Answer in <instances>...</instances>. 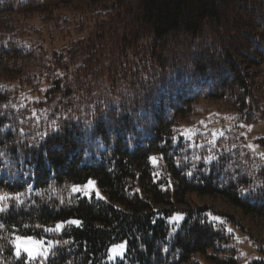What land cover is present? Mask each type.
I'll return each instance as SVG.
<instances>
[{
    "label": "trees",
    "instance_id": "obj_1",
    "mask_svg": "<svg viewBox=\"0 0 264 264\" xmlns=\"http://www.w3.org/2000/svg\"><path fill=\"white\" fill-rule=\"evenodd\" d=\"M77 15L94 20L91 32L47 49L40 27ZM0 29L3 72L28 93L48 84L42 101L0 85V194L10 205L0 264H39L16 257L17 235L61 241L43 264L239 262L233 236L209 219L217 210L195 197L264 221V159L198 147L177 127L203 104L245 123L264 117V0H0ZM91 179L106 200L73 192ZM175 212L185 218L173 231ZM71 218L81 224L48 231ZM120 242L124 257L107 263Z\"/></svg>",
    "mask_w": 264,
    "mask_h": 264
},
{
    "label": "rangeland",
    "instance_id": "obj_2",
    "mask_svg": "<svg viewBox=\"0 0 264 264\" xmlns=\"http://www.w3.org/2000/svg\"><path fill=\"white\" fill-rule=\"evenodd\" d=\"M72 18L73 21L69 23L59 22L57 24H48L44 27H40L41 36L47 49L65 50L72 41L85 37L91 32L94 25V20L92 18L85 15H77ZM2 32L3 29H0V34ZM0 85H6L8 87H16L18 85L20 91L30 100L42 101L46 99L47 83L43 84L42 90L35 89L28 93V91L32 89L29 84H21L20 80L11 79L3 72L1 67ZM42 106L44 107L45 105L43 104ZM177 129L178 136L194 142L198 147H205L210 151H214L221 147L230 148L234 146H242L264 159V156L260 155V153H264V145H262L260 141L261 138H264V117L253 123H245L236 112L219 111L215 105L203 104L198 115L194 116L190 122L180 123ZM209 155H212V153H209ZM89 181H93L94 185H89ZM89 181L83 185H79L81 186V191L73 192L79 193L88 198L95 196L96 198L106 200V195L100 190L96 181L94 179ZM97 192L99 195H97ZM86 193H90V195H86ZM195 200L201 203L212 204L217 210V212L209 213V219L210 221L222 224L233 236L234 243L239 250V262L237 264H248V262L253 259H264L263 220L244 214L241 209L233 206L221 197H195ZM177 215L181 216L182 219L173 220L172 218ZM230 216H234L236 220H238V223L231 219ZM215 217H219L220 219H214ZM184 218L185 214L181 212H175L168 218L170 224L174 225L173 231L178 229L184 221ZM73 219L79 220L77 218H71L66 221ZM229 229H231V232ZM34 238L36 240L53 241L45 238ZM259 240H261V242H258ZM20 243L29 244L30 242L21 241ZM121 243L126 244V242L116 244ZM113 245L109 248V254L106 260L107 263L118 261L123 258L126 253L127 245L123 256H117L115 259H110L113 255L110 251ZM14 247H16L15 244ZM184 264L220 263L204 254H199L192 262Z\"/></svg>",
    "mask_w": 264,
    "mask_h": 264
},
{
    "label": "snow or ice",
    "instance_id": "obj_3",
    "mask_svg": "<svg viewBox=\"0 0 264 264\" xmlns=\"http://www.w3.org/2000/svg\"><path fill=\"white\" fill-rule=\"evenodd\" d=\"M90 123V122H89ZM52 127L53 128H57V122L55 120L52 121ZM22 131V129H21ZM44 135H47V133H44ZM261 156H264V153H260ZM154 162L156 161V157L153 156L151 158ZM197 159H199V157H197ZM205 159L207 161H214L217 159L216 156L214 155H208L205 157ZM89 185H94L93 181H89ZM253 187H255V185H253ZM81 186L79 185H74L73 186V191H81ZM250 189L245 188L242 189V192H248ZM21 193H17L15 194V199L19 200V197L21 196ZM86 195H90V193H86ZM97 195H99V193L97 192ZM9 199V195L7 193L4 194H0V201L4 202L3 204H0V213L4 212L6 209H8L10 207V205L7 203V200ZM173 220H180L182 219L181 216L177 215L175 217L172 218ZM214 219L219 220V217H215ZM73 224V225H80L81 221L79 220H70V221H62L60 223H57L55 225L54 229H48V231H60L63 230L65 227V224ZM229 231L231 232V229H229ZM21 241H28L30 242L29 244H24V243H20ZM61 243V241L56 240V241H45V240H36L34 237L32 236H27V237H21L19 235H17L15 237V240L13 241V244L16 245L15 247V255L18 258H24V255L26 254L27 260L29 262L32 261H39V264H43V261L45 259L50 258L51 253L56 250V247ZM64 243H67V241H64ZM126 248V244L125 243H121V244H116L113 245L112 248L110 249V251L113 253V255L110 257V259H115L117 256H123L124 255V251Z\"/></svg>",
    "mask_w": 264,
    "mask_h": 264
}]
</instances>
